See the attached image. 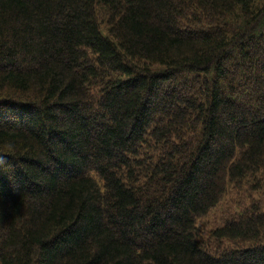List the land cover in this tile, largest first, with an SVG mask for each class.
Segmentation results:
<instances>
[{
  "label": "trees",
  "instance_id": "16d2710c",
  "mask_svg": "<svg viewBox=\"0 0 264 264\" xmlns=\"http://www.w3.org/2000/svg\"><path fill=\"white\" fill-rule=\"evenodd\" d=\"M0 264H264V0H0Z\"/></svg>",
  "mask_w": 264,
  "mask_h": 264
},
{
  "label": "rangeland",
  "instance_id": "374dc122",
  "mask_svg": "<svg viewBox=\"0 0 264 264\" xmlns=\"http://www.w3.org/2000/svg\"><path fill=\"white\" fill-rule=\"evenodd\" d=\"M237 192L236 190L234 191V189L229 190L227 195H225L219 204L197 220L196 225L198 227V231L202 234V238L204 240L210 237L212 230L222 225L224 221L230 218L229 213L235 211L237 208L236 202L237 204L243 202L247 203V200L244 199L243 191L241 190V192ZM239 199H241L240 202H238ZM211 245L216 246L214 243Z\"/></svg>",
  "mask_w": 264,
  "mask_h": 264
}]
</instances>
